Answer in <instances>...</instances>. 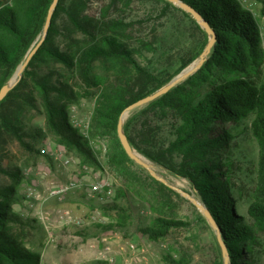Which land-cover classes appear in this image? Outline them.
Returning <instances> with one entry per match:
<instances>
[{
	"label": "trees",
	"instance_id": "obj_1",
	"mask_svg": "<svg viewBox=\"0 0 264 264\" xmlns=\"http://www.w3.org/2000/svg\"><path fill=\"white\" fill-rule=\"evenodd\" d=\"M53 1L0 0V92L42 38ZM89 1H59L45 41L31 59L22 80L0 102V179L7 177L14 183L10 186L0 185V264H40L41 261L40 253L31 251L22 236L15 233L16 225L26 223L12 210L24 175L20 169L3 165L10 139L34 152L36 149L29 140L44 138L41 127L30 130L27 115L35 110L42 111L46 129L58 142L75 152L84 162L98 168L103 167L101 148L94 146L92 139L110 141L107 162L129 181V175L132 176L130 165L134 161L127 155L118 135L123 111L166 86L200 57L209 42L205 32L206 39L201 48L184 58L174 73L162 79L137 61L135 48L120 34L127 26L125 19H112L106 25L107 29L101 28L100 24L106 23V16L97 20L85 15ZM162 1L167 8L172 6L169 1ZM180 1L195 9L215 31L217 42L201 71L215 68L223 78L196 102L185 87H177L149 104V109L161 106L160 112L165 117L175 114L176 121L170 125L168 142L149 136V144L144 147L135 143L132 126L136 117L126 121L124 130L133 147L141 154L189 180L196 195L215 218L229 250L231 264H259L257 246L261 244L258 233L264 232V82L257 81L255 77L264 59L261 26L255 14L244 8L240 0ZM182 12L190 17L185 11ZM62 14L67 15L73 28L87 37L90 43L83 45L79 42V50L74 45L68 50L56 45L60 32L58 22ZM45 59L61 64L70 77H57L50 72L40 74L37 66ZM98 62L113 63L115 71L112 78L97 75ZM129 69L134 78L129 75ZM83 83L89 89L101 88L88 131L91 137L83 136L80 129L70 122V107L79 100ZM251 116L253 136L260 148L258 179L247 211L238 212L228 175L229 166L224 159L225 150L229 149L234 135L232 130L222 131L221 127L227 123H239ZM147 177L156 189L153 196L159 194L157 198L160 200L155 198L151 204L159 215L153 225L142 229V232L152 241H159L173 228L189 226V223L163 216L171 194L180 195L152 175ZM122 194L121 191L112 203L102 204L104 212L123 211L118 204ZM118 227L111 223L103 225L102 229L110 231ZM174 264L190 263L183 258ZM214 264H224V261L219 259Z\"/></svg>",
	"mask_w": 264,
	"mask_h": 264
},
{
	"label": "rangeland",
	"instance_id": "obj_2",
	"mask_svg": "<svg viewBox=\"0 0 264 264\" xmlns=\"http://www.w3.org/2000/svg\"><path fill=\"white\" fill-rule=\"evenodd\" d=\"M240 2L259 20L264 51V0ZM85 9V15L97 20L106 16V23L100 24L101 28L107 29L106 25L110 24L112 19H125L127 26L120 34L135 48L137 61L143 67L156 72L162 79L174 73L182 60L196 53L206 39L205 31L191 14L188 13L190 17L186 16L182 12L184 10L174 3L167 8L162 0H90ZM58 25L60 32L56 45L61 49L68 50L74 45L79 50L80 44L90 43L87 37L73 28L67 15H61ZM204 65L175 87H185L195 102L203 98L223 78L215 68H205L201 71ZM37 68L40 74L50 72L57 77H70L61 64L51 59H45ZM114 71L111 62L96 63L98 76L112 78ZM129 75L134 78L130 69ZM255 78L264 82V59ZM83 86L79 100L70 107V122L80 129L83 136L91 137L88 131L101 88L89 89L84 83ZM29 88L32 89V86ZM148 106L135 110L126 119L127 121L136 117L132 135L135 143L142 147L149 144V136L154 137V140L168 142L170 125H174L176 121L174 113L165 117L164 113L160 112L161 106L151 109ZM27 117L30 130L41 127L44 130V138L29 140L36 149L34 152L24 149L18 141L10 139L3 165L20 169L24 175L18 186V198L12 210L26 222L16 225L15 233L22 236L31 251L40 253L41 250L53 246L61 253L62 262L60 260L58 264H174L183 258L190 264H214L219 259L224 261L216 232L188 197L174 190L180 196L171 194L163 216L184 221L189 223V226L173 228L166 237L152 241L142 229L152 226L159 215L151 207L159 194L153 196L156 189L147 177L151 175L147 169L134 161V164L130 165L132 176L129 175L127 181L107 162L110 141L102 138L92 139V144L101 148L100 161L103 167L98 168L90 162H84L75 152L58 142L46 129L42 111L35 110ZM252 120L251 116L239 123H227L221 127L222 131L232 130L234 135L229 149L225 150L224 159L229 166L228 175L239 207L238 212L247 211L258 179L260 148L253 136ZM134 150L148 161L160 177L202 203L189 180L173 174L149 160L137 149ZM66 160H70L67 165L64 164ZM102 178L114 184L117 195L122 191L118 204L123 207V211L104 212L100 201L87 196L88 185ZM70 180H78L85 185L83 189L71 191L62 199L51 198L46 202L38 200V194L46 197L48 187L61 186ZM0 185L10 186L14 183L11 179L2 177ZM111 223L119 227L110 231L102 229L103 225ZM258 239L261 245L257 246V261L264 264V232L258 233ZM130 244L137 246L135 253L120 251L121 247L127 248ZM40 255L42 264L43 257L41 253Z\"/></svg>",
	"mask_w": 264,
	"mask_h": 264
},
{
	"label": "water",
	"instance_id": "obj_3",
	"mask_svg": "<svg viewBox=\"0 0 264 264\" xmlns=\"http://www.w3.org/2000/svg\"><path fill=\"white\" fill-rule=\"evenodd\" d=\"M60 0H54L49 12H48V16H47V20H46V24L44 26V30H43V35L42 38L40 39V41L38 42V44L36 45V47L29 53L25 63L19 67L18 71L16 72V74L13 76V78L11 79V81L6 84L1 92H0V102L2 100L5 99V97L8 95V93L13 90L17 84L20 82L24 71L26 70L27 66L29 65L31 59L33 58V56L36 54V52L38 51V49L41 47V45L43 44V42L45 41L49 29L51 27L52 24V19L55 13V10L59 4ZM171 3L176 4L177 6H179L182 10L186 11L187 13L191 14L194 19L197 21V23L202 27V29L208 34L209 36V42L205 48V50L203 51V53L200 55L199 59L197 60L196 63H193L192 66L187 67L186 69H184L179 75H177L174 79H172L166 86H164L163 88H161L160 90H158L157 92H155L152 95H149L145 98L140 99L139 101L131 104L130 106H128L122 113L120 120H119V125H118V135L120 138V141L122 143V146L124 147V150L126 151L127 155L133 160L135 161L137 164L141 165L142 167H144L145 169H147L150 174L156 178L157 180L161 181L162 183L166 184L168 187H170L173 190L178 191L179 193H181L182 195L188 197V199H190L192 201V203L203 213V215L205 216V218L207 219V221L209 222V224L211 225V227L214 229V231L216 232L217 235V240L218 243L222 249V255H223V259H224V264H231V258H230V254H229V250L222 238V234L220 231L219 226L217 225V222L215 220V218L213 217V215L211 214V212L209 211V209L206 207L205 204H202L201 202H199L195 197H193L191 194L182 191L181 189H178L177 187L169 184L167 182L166 179L160 177L155 170L153 169V167L148 163V161L140 156L133 148L127 134L125 133L124 130V124L126 119L137 109L142 108L146 105H149L150 103L156 101L157 99H159L160 97L166 95L167 93H169L173 88H175L176 86H178L180 83H182L183 81H185L186 79H188L190 76H192L193 74H195L199 69H201V67L207 62L208 57L210 56L212 49L214 48L216 42H217V36L215 31L213 30V28L210 26V24L205 21L203 19V17L195 10L193 9L190 5L180 1V0H167Z\"/></svg>",
	"mask_w": 264,
	"mask_h": 264
},
{
	"label": "built area",
	"instance_id": "obj_4",
	"mask_svg": "<svg viewBox=\"0 0 264 264\" xmlns=\"http://www.w3.org/2000/svg\"><path fill=\"white\" fill-rule=\"evenodd\" d=\"M107 150H105L106 152ZM70 160H66L64 164H69ZM84 183L78 180H70L66 184L61 186H51L48 187L46 192V197H42V195L38 194V200L42 202H46L51 198H65L68 193L71 191L83 189ZM87 196L90 198L97 199L102 204H109L112 203L117 196L116 189L114 184L110 182L108 179L102 178L97 179L94 182H91L88 187L86 188ZM120 251L122 252H129L132 251L135 253L137 251V246L135 244H130L126 247H121Z\"/></svg>",
	"mask_w": 264,
	"mask_h": 264
},
{
	"label": "crops",
	"instance_id": "obj_5",
	"mask_svg": "<svg viewBox=\"0 0 264 264\" xmlns=\"http://www.w3.org/2000/svg\"><path fill=\"white\" fill-rule=\"evenodd\" d=\"M40 253L43 257L42 264H58L60 260L62 262V257H60L61 253L53 246H50L46 250H41Z\"/></svg>",
	"mask_w": 264,
	"mask_h": 264
}]
</instances>
